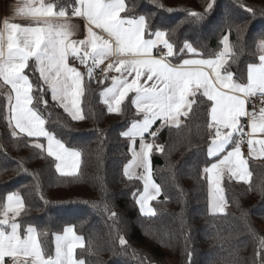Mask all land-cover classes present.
<instances>
[{"label":"trees","instance_id":"16d2710c","mask_svg":"<svg viewBox=\"0 0 264 264\" xmlns=\"http://www.w3.org/2000/svg\"><path fill=\"white\" fill-rule=\"evenodd\" d=\"M50 2L65 6L67 17L73 16L68 5L74 0ZM206 2L126 0L129 10L122 15L144 14L153 30L168 33L177 52L187 39L205 58L223 47L220 40L228 34L234 55L227 67L234 79L246 83L247 67L259 62L257 45L264 39V0H214L202 21L188 17L189 11L203 13ZM188 57L185 52L169 58L180 63ZM79 66L84 74L83 120H73L52 101L49 91L44 92L47 107L35 101L33 105L56 139L81 152L75 177L61 176L46 152L27 146L35 139L22 134L12 137L5 119L7 100L0 90V205L10 193L21 196L24 210L16 218L21 231L35 227L45 253L54 256L56 236L72 226L84 238L75 258L85 264H187L188 250L191 264H260L256 253L264 239V158L248 161V183L223 177L225 212L211 214L203 169L218 158L210 161L207 156L211 102L198 93L203 103L193 105L189 117H181L179 128L153 126L159 129L155 143L164 146L163 152L153 149L151 154L152 179L161 192L150 203L155 215H141L133 194L141 192L142 184L124 175L131 153L130 141L121 133L143 114L137 115L131 104L133 93L122 105L123 114L109 113L101 96L108 80L95 84L86 66ZM26 72L34 85L43 84L38 72ZM33 95L41 93L35 90ZM145 140L151 142L152 137L146 134ZM121 236L124 246L119 243Z\"/></svg>","mask_w":264,"mask_h":264},{"label":"snow or ice","instance_id":"6c2138e0","mask_svg":"<svg viewBox=\"0 0 264 264\" xmlns=\"http://www.w3.org/2000/svg\"><path fill=\"white\" fill-rule=\"evenodd\" d=\"M68 6L73 16L83 17L87 22L83 40L72 39L74 27L63 19L68 15L65 6L58 8L50 0H24L17 5L14 15L28 18L31 23L22 25L9 19L3 22L0 30V88H5V119L12 137L19 138L22 134L45 138L46 146L40 142L27 146L46 152L56 162V171L61 176L75 177L81 152L67 148L46 129V120L33 106L34 101L47 107L44 92L49 91L52 101L73 120H83L80 98L84 94V74L69 63V57L85 65L91 78L94 67L116 56L120 59L108 63L103 70L104 78L107 79V73L113 70L120 76L111 78V86L101 93L102 103L107 105L109 113L123 114L122 105L129 93H135L131 104L137 115L143 114L142 119L133 121L121 133L130 141L129 150L132 152V161L125 166L124 175L129 180L143 182V191L133 194L141 215H155L149 202L161 192L160 186L152 179L151 154L153 149L163 152L164 146L155 143L159 129L153 130V125L160 121L161 128H179L183 123L181 117H189L193 105L203 103L197 93L211 102L208 107L207 156L210 161L218 158L203 169L207 174L210 211L213 215L223 214L227 200L221 180L225 172L229 178L249 182L250 172L241 152V118H249L250 137L257 132L264 133V106L259 114L247 112L245 108L246 99L258 93L260 103L264 105V39L257 45L259 63L248 65L247 82L243 83L234 79V73L227 67L234 55L228 34L220 40L223 47L214 56L205 58L187 39L177 52L168 33L159 28L153 30L149 17L144 14L122 15L129 10L126 0H74V4ZM213 6L214 0H207L203 13L189 11L188 17L202 21ZM248 10L255 14L254 9ZM93 29H99L106 36ZM158 46L166 51L156 58L154 49ZM185 52L191 58H182L178 64L168 59ZM26 70L38 72L43 84L34 85ZM128 77L132 79L129 81ZM141 80L152 83L145 87ZM99 82L104 83V80ZM35 90L40 91L39 97L33 95ZM146 134L152 137L151 142L145 140ZM237 136H240L239 140ZM137 138L140 141L138 151L134 147ZM247 144L248 155L264 156V139L249 138ZM256 145H259L258 153ZM223 153L226 154L221 155ZM136 169L143 171L137 173ZM23 210L24 201L15 192L8 194L5 203L0 205V264H21V259L22 264H85L83 259L74 256L76 248L84 247V238L76 235L72 226L65 227L62 236H56L55 255H47L35 227L28 226L21 231L16 218ZM105 211H108L107 205ZM111 215L116 217L117 214L112 212ZM119 243L124 246L126 240L121 236ZM260 249L256 255L260 264H264V239L260 240ZM186 255L187 264H191V250Z\"/></svg>","mask_w":264,"mask_h":264},{"label":"crops","instance_id":"0c3cea01","mask_svg":"<svg viewBox=\"0 0 264 264\" xmlns=\"http://www.w3.org/2000/svg\"><path fill=\"white\" fill-rule=\"evenodd\" d=\"M24 2V0H5V1H0V30H2V28H3V22H4V20L5 19H9V20H11L12 22H15V23H19V24H22V25H26V24H28V23H31V20L30 19H28V18H24V17H19V16H15L14 15V13H15V10H16V7H17V5H19V4H22ZM63 19H65V20H67V22L69 23V24H71V25H73V27H74V32H75V35L72 37V39H75V40H83V39H85V36H86V20L83 18V17H77V16H71V17H65V18H63ZM94 31H96L98 34H100V35H104V36H106V34H104V33H102L99 29H93ZM156 58H158V57H156ZM188 58H191V57H188ZM117 59H120V58H118V57H116V56H112V57H110L108 60H105L104 61V63L103 64H101V65H108V63H110V62H115ZM169 60H170V58H168ZM171 61V60H170ZM30 63V62H29ZM69 63L72 65V66H74V67H76L81 73H82V70L80 69V63L79 62H73L72 60H71V57H69ZM259 63V62H258ZM176 64H178V63H176ZM113 72H114V75L112 76V77H114V76H120V73H117V72H115L114 70H113ZM39 74V73H38ZM125 75H127V74H125ZM111 77V78H112ZM111 78H109L108 79V84L105 86V88H107V87H109V86H111V84H112V79ZM128 79H129V81L132 79V77H128ZM84 83V77H83V81H82V84ZM141 83L142 84H144V86L145 87H148V86H150L151 85V81H148L147 83H144V81L143 80H141ZM46 86V85H45ZM47 87V86H46ZM104 88V89H105ZM0 90H3L4 92H5V88H0ZM104 91V90H103ZM102 91V92H103ZM130 94V93H129ZM134 95H135V93H133ZM198 94V93H197ZM50 95H51V93H50ZM81 101H82V97L80 98V108H81ZM106 105V104H105ZM59 106V105H58ZM107 106V105H106ZM60 107V106H59ZM61 108V107H60ZM63 109V108H62ZM64 110V109H63ZM67 113V112H66ZM68 114V113H67ZM69 115V114H68ZM70 116V115H69ZM71 117V116H70ZM72 118V117H71ZM244 120H245V117H242L241 118V123H242V125H243V123H244ZM156 123H159L160 124V121H157ZM155 125V124H154ZM153 125V126H154ZM249 120H248V122H247V135L251 132V130H250V128H249ZM159 128H161L160 127V125H159ZM239 138V136H237L236 137V139H238ZM249 138H252V139H254V140H261V139H264V133H259V132H257L256 134H254V135H252L251 137L248 135V138L243 142V143H246V145L248 146V144H247V140L249 139ZM32 139H35L36 140V142H40L41 140H43V144L46 146L47 145V140L45 139V138H43V137H40V138H32ZM139 143H140V141H139V138H137V140L135 141V145H134V147H135V149L138 151L139 150ZM130 145H131V143H130ZM232 147V146H231ZM230 146H229V149L231 148ZM256 149H257V153L259 152V145H256ZM131 152V151H130ZM241 152H242V154H243V158L246 160V163H248V161L250 160V159H263L264 158V156H260V155H258V154H256V155H252V156H250V155H248V152L247 153H244L243 151H242V149H241ZM224 154H226V153H223V154H221V155H224ZM131 161H132V155H131ZM137 173H140V172H142L143 170L142 169H136L135 170ZM223 177H228L229 178V174L227 173V172H225V174H224V176ZM223 179V178H222ZM230 179H232V180H234V181H236V182H243V181H238L237 179H235V178H230ZM222 181V180H221ZM208 205H209V191H208ZM209 211H210V206H209ZM210 213H211V211H210ZM11 215V214H10ZM63 234H64V232H63ZM62 234V235H63ZM62 235H60V236H62ZM79 248V247H78ZM77 249V248H76ZM75 249V250H76ZM75 250H74V256H75ZM7 259V258H6ZM22 264V263H21Z\"/></svg>","mask_w":264,"mask_h":264},{"label":"built area","instance_id":"2783aa9c","mask_svg":"<svg viewBox=\"0 0 264 264\" xmlns=\"http://www.w3.org/2000/svg\"><path fill=\"white\" fill-rule=\"evenodd\" d=\"M0 1H5V0H0ZM166 50H163L162 46H158L157 49H154V55L156 57H160L163 52ZM71 60L73 62H79L78 60H76L75 58L71 57ZM106 65H99L98 67H94L93 69V74H92V79L94 81L95 84H102L99 81L104 80V82L106 80H108L109 78H111L114 75L113 71H109L107 73V79L104 78V69L106 68ZM261 101V97L259 95V93L254 96V97H249L246 99V104H245V108L247 112H254L256 114H259L260 108L264 105H261L260 103ZM249 118L247 116H245V120L243 123V142L248 138L247 135V122H248ZM240 139V136L238 138V140ZM241 143V149L244 153L248 152V146L246 145V143ZM21 263H22V259H21ZM9 264H11V262H9Z\"/></svg>","mask_w":264,"mask_h":264},{"label":"rangeland","instance_id":"374dc122","mask_svg":"<svg viewBox=\"0 0 264 264\" xmlns=\"http://www.w3.org/2000/svg\"><path fill=\"white\" fill-rule=\"evenodd\" d=\"M148 142V141H147ZM131 146V145H130ZM131 153V155H132V152H130ZM131 162V161H130ZM141 181V180H140ZM141 184H142V190H141V192L143 191V182L141 181ZM150 203H151V201L149 202V206H151L150 205Z\"/></svg>","mask_w":264,"mask_h":264}]
</instances>
